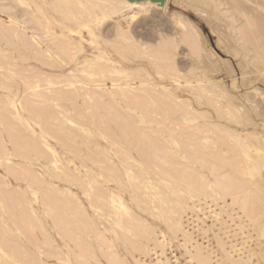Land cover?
Masks as SVG:
<instances>
[{
    "label": "rangeland",
    "instance_id": "rangeland-1",
    "mask_svg": "<svg viewBox=\"0 0 264 264\" xmlns=\"http://www.w3.org/2000/svg\"><path fill=\"white\" fill-rule=\"evenodd\" d=\"M113 1L0 0V264H264V0Z\"/></svg>",
    "mask_w": 264,
    "mask_h": 264
},
{
    "label": "bare ground",
    "instance_id": "bare-ground-1",
    "mask_svg": "<svg viewBox=\"0 0 264 264\" xmlns=\"http://www.w3.org/2000/svg\"><path fill=\"white\" fill-rule=\"evenodd\" d=\"M124 2H122V4L126 3L128 5V7H133V6H136V5H139L141 4V2H138V0H123ZM113 2H115V4H119V2H117L116 0H114ZM144 3H150L149 1L148 2H144ZM166 3H167V0H161L160 3H159V6H163L165 7L166 6ZM124 7H126L124 5Z\"/></svg>",
    "mask_w": 264,
    "mask_h": 264
},
{
    "label": "water",
    "instance_id": "water-1",
    "mask_svg": "<svg viewBox=\"0 0 264 264\" xmlns=\"http://www.w3.org/2000/svg\"><path fill=\"white\" fill-rule=\"evenodd\" d=\"M138 1H140V0H138ZM152 1H154V2H160L161 0H152Z\"/></svg>",
    "mask_w": 264,
    "mask_h": 264
}]
</instances>
